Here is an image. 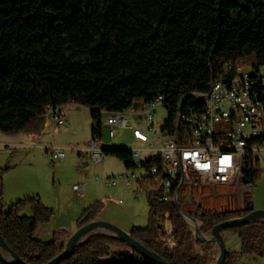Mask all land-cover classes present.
Instances as JSON below:
<instances>
[{
    "label": "trees",
    "instance_id": "1",
    "mask_svg": "<svg viewBox=\"0 0 264 264\" xmlns=\"http://www.w3.org/2000/svg\"><path fill=\"white\" fill-rule=\"evenodd\" d=\"M262 53L264 0H0V132L36 143L50 108L79 106L91 112L94 136L103 113L159 96L173 117L198 106L193 93L226 77L225 64L257 66ZM106 155L136 167L130 150ZM12 170L0 167V234L25 263L48 264L70 234L59 231L48 243L36 238L55 216L40 196L5 207L3 178ZM261 173L247 169L245 183L253 186ZM146 196L149 223L130 231L135 241L168 264L216 261V245L195 239L175 202L162 201L157 190ZM102 207L98 201L85 209L77 229L97 220ZM28 209L31 216L24 214ZM250 212L206 211L194 218L209 237L215 226ZM227 232L238 236L241 250H228L225 264L264 257V221ZM61 264L155 263L114 237L95 234Z\"/></svg>",
    "mask_w": 264,
    "mask_h": 264
},
{
    "label": "built area",
    "instance_id": "2",
    "mask_svg": "<svg viewBox=\"0 0 264 264\" xmlns=\"http://www.w3.org/2000/svg\"><path fill=\"white\" fill-rule=\"evenodd\" d=\"M224 72L227 76L213 80L208 90L193 93L198 106L186 113L180 110L172 117L164 98L152 99L144 109H129L126 121H110V114L103 113L97 133L84 147L54 145L47 151L60 163L66 160L67 151L76 152L79 170L86 174L106 156L107 136L112 142L117 130L126 132L129 141L142 145L131 150L133 161L148 154L149 175L131 174L129 180L126 174L128 181L139 182L138 196L161 192L162 201L175 202L188 224L200 228L191 218L206 211L229 210L231 197L253 189L245 183V171L260 170L264 160L260 156L264 154V71L260 65L234 73L227 63ZM164 113L166 117L157 124L156 116L162 118ZM46 118H51L55 129L69 126L62 110H53ZM144 164L141 161L139 167ZM103 182L114 186L116 180L110 177ZM72 189L77 196H85L84 185ZM185 200L193 202L188 213L182 207ZM206 201L212 209L205 210Z\"/></svg>",
    "mask_w": 264,
    "mask_h": 264
},
{
    "label": "rangeland",
    "instance_id": "3",
    "mask_svg": "<svg viewBox=\"0 0 264 264\" xmlns=\"http://www.w3.org/2000/svg\"><path fill=\"white\" fill-rule=\"evenodd\" d=\"M256 64H261V69L264 71V53L257 57ZM142 104V100H137L134 106L138 108L142 106ZM66 109L68 108L66 107ZM82 109L89 110L86 108ZM84 112L85 111H81L78 115L83 117L86 115ZM165 117L166 113L162 115V118L160 114H158V116H156L157 124H161ZM50 119L46 120L47 128L51 126L50 122H52V120ZM45 134L43 135L44 138L48 135H52L51 132ZM87 142L83 143L82 140H79L77 142L69 141L64 145H55L81 148L84 147ZM107 142L106 147L112 144H116L117 147L116 149L107 148V151H131L134 148L142 147L140 144H134L129 141L128 134L122 130H117L116 138L112 142L109 141L107 136ZM1 150V154L7 158L8 165L3 167L13 168V170L3 178L5 191L3 202L5 207L7 208L9 205L19 200L36 197L38 195L44 197L43 201L45 204L47 203L52 207H56V215L52 219V222H50L49 225L47 224L41 227V229L37 231L36 238L38 240L46 243L51 242L53 238L48 235L54 233L53 231L57 229L58 232L62 231L59 230L61 225H65L63 228L65 232L69 230L70 227L77 226L76 223L79 217H81V211L76 210L77 208H75V206L80 203L79 201L85 203V201L88 200L89 194L101 200L103 203L99 216L108 219L105 221L111 222L113 220L111 223L121 227V229L123 227V231H125L124 229H131V227L132 229L134 227L141 229L147 227L150 212L146 193H141L140 196H138L137 190L139 189V182L135 183L134 181H128L126 174H128L129 180H132L131 174H135L138 177L149 175L148 171L150 168L146 165L148 154L143 153L142 155L141 161L145 162L144 167H139L141 161H133L137 166L127 169L123 161L106 155L101 164L95 166L89 173L82 174L79 170V159L73 151H67L66 160L60 163L58 161H53L51 153L47 152L45 149L28 150L22 148H6ZM260 156L264 157V154H260ZM260 171L262 172L260 174L261 176L259 180L253 184V189L249 192L236 195V197H231L229 199L230 202L236 201V203H234V205L230 204L226 209H229V211L240 210L243 204L246 203L251 210H264V160L261 162ZM110 177L116 180L114 186L103 182L104 179ZM76 184H83L85 186V199L74 198L67 195V192ZM126 186H129V189ZM101 192L111 193L109 194L110 196H99ZM62 194H65V197H63ZM192 204L193 202L191 200H185L182 207L187 211V208L191 207ZM204 206L205 210L212 209L211 202L209 201H206ZM69 211L72 213L66 215ZM114 213H116V216L113 215ZM24 214L31 216V210H26ZM191 225L190 227L192 228L195 239L199 240L201 237L197 234L198 227L193 224ZM225 234H228L231 239L229 245L240 251L241 241L238 236L231 232ZM238 264H264V257L248 256L241 259Z\"/></svg>",
    "mask_w": 264,
    "mask_h": 264
},
{
    "label": "water",
    "instance_id": "4",
    "mask_svg": "<svg viewBox=\"0 0 264 264\" xmlns=\"http://www.w3.org/2000/svg\"><path fill=\"white\" fill-rule=\"evenodd\" d=\"M251 211L247 216L242 218H236L223 222L213 228L209 237L203 235L202 226L199 228L201 236L207 239H199L204 243H214L217 246L218 255L216 261L213 264H225L227 260L228 249L225 243L222 232L228 229L236 228L239 226H245L252 222L264 221V210H249ZM194 223L198 221L195 218H191ZM95 234H106L114 237L126 244L128 247L136 251L139 255L154 262L155 264H168L164 259L158 256L156 253L150 251L144 247L141 243L135 241L131 235L123 231L120 227L112 224L111 222L104 220H95L75 231L66 243V247L63 252L52 260L48 264H61L63 261L70 258L75 252L82 246L83 242ZM0 260L5 264H27L21 257L12 250L5 242L0 234Z\"/></svg>",
    "mask_w": 264,
    "mask_h": 264
},
{
    "label": "crops",
    "instance_id": "5",
    "mask_svg": "<svg viewBox=\"0 0 264 264\" xmlns=\"http://www.w3.org/2000/svg\"><path fill=\"white\" fill-rule=\"evenodd\" d=\"M70 107H74V108H70ZM67 108L68 109H66V108L62 109L63 115L65 117H67L68 122H69V126L67 128H64V129H55V127L53 125V122H50L51 123V126L49 128L46 127V130H45L44 134L45 133L47 134V133H50L51 132V134L53 135V137H52V135L51 136L48 135L46 138H44L43 137L44 134H43L40 137V140H38V142L34 143L31 140V138L28 137L27 135L7 136V135H4V134H2L0 132V167L1 168H4L3 166H8L7 165V158L3 154H1V152H2L1 149H6V148H22V149H28V150H33V149H45V150H47V148L52 147L55 144L64 145V144H66L69 141L77 142L79 140H82L83 143L84 142H87L88 140L90 141V139L92 138V130H91V127H92V118H91V112L89 110H84V109H82L83 107H79V106H69ZM81 111H85L84 113H86L87 116L84 115L83 117H81L80 115H78V113H80ZM47 119H50V118H46V120ZM41 138H42V140H41ZM107 148L116 149L117 147H116V144H112L109 147H106V149ZM75 155H77L76 152H75ZM76 157H78V155ZM126 187L129 189V186H126ZM85 193H86V191H85ZM110 193L111 192H101V193H99L100 194L99 196H110L109 195ZM62 195H63V197H65V194H62ZM67 195L68 196H72L74 198L77 197L79 199H85V196H86L85 195L83 198H81L79 196H76V193L73 191V189H71L69 192H67ZM38 196L41 197L42 201L44 200V197H42L41 195H38ZM87 196H88V194H87ZM19 198H21V197H19ZM97 201H101V200L96 199V197H92V195L89 194L88 200L85 201V203L79 201L80 203L77 204L75 206V208H77L76 210L81 211L80 214L82 215L85 209H87L88 207H90L91 205H93ZM234 203H236V201L235 202H232V203L229 202V204L227 205V207H229L230 204L231 205H234ZM45 205L48 206V207L50 206V208L54 209V211H55V208H56L55 206L52 207L51 205H48L47 203ZM242 209H244V210H251L248 207V205H246V203L243 204ZM69 213H72V212L69 211L68 213H66V215L69 214ZM113 215L116 216V213H114ZM98 219L99 220H104V221L105 220H108L107 218L100 217V216H99ZM66 220H69V219H66ZM111 222H113V220ZM114 222H117V221H114ZM76 225H77V223H76ZM64 226L65 225H61L59 230L64 231V229H63ZM41 227H43V226H41ZM41 227L39 229H41ZM76 227L77 226L70 227V229L69 230H66V232L67 233H70V236H71V234L74 233L77 230ZM122 229H123V227H122ZM124 230L127 233H130V231L132 230V227H131V229H124ZM53 232L54 233H51V234L48 233L49 234L48 236H50L51 238H54V235H55V233L58 232V229L57 230H54ZM223 237L225 239V243H226L227 249L229 251L239 252V250L234 249L233 247H231L229 245V241H231V239L229 238L228 234H225L224 233L223 234ZM215 249H217V246L215 247Z\"/></svg>",
    "mask_w": 264,
    "mask_h": 264
},
{
    "label": "bare ground",
    "instance_id": "6",
    "mask_svg": "<svg viewBox=\"0 0 264 264\" xmlns=\"http://www.w3.org/2000/svg\"><path fill=\"white\" fill-rule=\"evenodd\" d=\"M260 65H261V64H258L257 66H240V67L234 69V73H241V70H244V69H247V68H250V67H260ZM161 98H163V97L159 96V97H155V98H153V99H161ZM148 104H150V102L143 103L142 106H140V107H138V108L135 107V106H133V107H135V109H144L145 106H148ZM130 109H131V108H130ZM53 110H62V109H59V108H57V109L50 108V109L48 110V112H47V114H46L45 117H47V115H49L50 113H52ZM128 112H129V110H127V111H125V112L109 113V114H110V121H126V118H128ZM102 115H103V114H102ZM105 157H106V156H102V162H103V160L105 159ZM199 231H200V230H199V228H198V229H197V234H198V236L201 237V239H207V238H205V237L202 238V236H201V234H200Z\"/></svg>",
    "mask_w": 264,
    "mask_h": 264
}]
</instances>
